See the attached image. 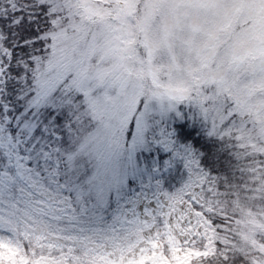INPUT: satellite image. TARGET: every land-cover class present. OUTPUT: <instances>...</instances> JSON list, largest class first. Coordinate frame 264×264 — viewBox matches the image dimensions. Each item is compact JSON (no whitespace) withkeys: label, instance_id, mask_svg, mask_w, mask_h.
<instances>
[{"label":"snow or ice","instance_id":"6c2138e0","mask_svg":"<svg viewBox=\"0 0 264 264\" xmlns=\"http://www.w3.org/2000/svg\"><path fill=\"white\" fill-rule=\"evenodd\" d=\"M0 264H264V0H0Z\"/></svg>","mask_w":264,"mask_h":264}]
</instances>
